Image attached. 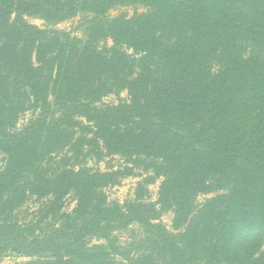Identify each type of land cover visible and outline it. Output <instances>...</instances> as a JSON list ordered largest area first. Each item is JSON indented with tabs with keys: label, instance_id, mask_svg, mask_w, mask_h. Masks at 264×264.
Here are the masks:
<instances>
[{
	"label": "trees",
	"instance_id": "1",
	"mask_svg": "<svg viewBox=\"0 0 264 264\" xmlns=\"http://www.w3.org/2000/svg\"><path fill=\"white\" fill-rule=\"evenodd\" d=\"M2 15L11 18L5 31L29 32L35 56L54 66L56 103L66 101L52 124L57 149L66 139L62 154L30 162L8 139L1 155L9 190L52 167L51 196L43 197L49 222L35 228L38 250L23 264H134L127 254L134 242L150 244L137 264L167 254L173 262L178 244L188 251L180 238L187 234L197 240L206 232V244L226 252L238 211L260 209L264 225V0H0ZM32 17L42 26L26 27ZM75 17L79 36L55 29ZM109 96L115 101L105 102ZM114 159L119 166L105 171L88 166ZM129 177L140 178L132 195L110 201L107 190ZM214 181L227 192L219 213L184 201ZM67 200L72 208L61 211ZM8 203L0 196V209ZM167 213L172 232L161 228ZM117 232L129 237L119 256ZM202 257L198 264H224L219 254Z\"/></svg>",
	"mask_w": 264,
	"mask_h": 264
},
{
	"label": "rangeland",
	"instance_id": "2",
	"mask_svg": "<svg viewBox=\"0 0 264 264\" xmlns=\"http://www.w3.org/2000/svg\"><path fill=\"white\" fill-rule=\"evenodd\" d=\"M3 11L6 12V9ZM120 11L126 10L122 9ZM127 11L130 13L131 10ZM114 13L116 12H112V14ZM10 20L11 18L8 16H0V130H2L3 134V137H0L2 139V144H0V171L5 168L1 161V155L8 150L5 146V142L8 139L10 142H7V144L10 148L13 151H17L19 148L21 152L26 151L28 153L27 160L30 162H34L38 158L40 160L44 159L43 161L46 162V160L51 158L52 153L62 154V146L66 142L65 139L61 147L57 149L52 133L54 120L56 118L60 119L61 113L66 109V101L63 95L60 98V104L56 103V95L52 86L53 72L51 70V67L54 66L42 64L43 57L37 58L35 56V49L29 45V41L32 39L30 35L29 37L26 35V33H29L27 30L25 33L19 30H4V26L9 24ZM78 20L75 17L74 19L63 21L56 25L55 29L79 36L80 34L76 29ZM23 21L26 27L42 26V22L36 17L25 18ZM50 28L53 29L52 26ZM46 48H43V52H45ZM104 100L105 102H114L115 98L109 96ZM108 163L116 167L119 166L117 159L101 162L88 160L89 167L100 171H105ZM49 168L52 167H43L42 170L46 173L41 176V179L36 181L32 180L31 174L23 176L22 179H19L21 184L10 187L12 190L4 187L5 184L0 178V196L6 194L12 199V203H8L0 209V264L28 263L32 260V254L37 253L38 249L32 244L33 237L36 235L35 228L41 226L46 229L49 222V217H45L43 209L45 205L44 198L51 196ZM14 170L13 166L10 167V174ZM39 180L42 181L41 186L37 184ZM139 180V177L122 179L118 186L107 190L108 199L118 202L128 199ZM25 181L26 184H23ZM220 184L221 182L214 181L209 186V192L188 194L184 201L190 202L192 200L199 208L203 207L202 211H210L211 216L213 213H219L220 197L225 196L227 193L226 188L218 189L221 187ZM158 185L159 182H156L147 189L150 202L156 200ZM193 207L195 210L197 209V207ZM60 208L61 211L65 212L70 210L72 208L70 200H67L63 208L62 206ZM159 213L163 214L162 212ZM235 215L238 216L234 225L235 233L232 237L233 241L226 246V252L220 254L217 251L219 249L210 248L206 244L207 239L204 237L207 235L206 232L197 240L187 234L180 238L181 241L186 243L188 251L185 250L187 252H184L178 244V250L172 257L173 262L169 261L168 254L162 257V262L165 261V264H198V262L200 263L203 260L202 254H219L225 257L224 264H241V261H246L247 264H264V225L261 221L260 209L256 210L253 208L249 215H246L243 210L238 211ZM244 215L247 216V219H243ZM161 216V228L164 231L172 232L171 218L173 216L170 213ZM207 221H210V218ZM119 233H116L119 240L118 245L114 249V254L118 256L121 255V252H127L125 247L128 243L126 241L129 240L126 233ZM240 242H247L250 245H248L247 250H243L238 254L236 247L234 246L232 250L231 246ZM102 244H105L103 239L97 241V245ZM149 245V242H134L132 250L127 252L128 258H134V264H137L136 257L142 254L143 250L148 248ZM118 246L120 249H118ZM11 250L15 252H11ZM115 260L119 262L120 257H115ZM162 262L156 264H161Z\"/></svg>",
	"mask_w": 264,
	"mask_h": 264
}]
</instances>
